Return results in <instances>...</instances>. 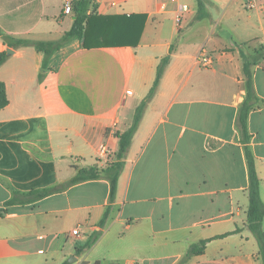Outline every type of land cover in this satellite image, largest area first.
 <instances>
[{
	"label": "crops",
	"instance_id": "1",
	"mask_svg": "<svg viewBox=\"0 0 264 264\" xmlns=\"http://www.w3.org/2000/svg\"><path fill=\"white\" fill-rule=\"evenodd\" d=\"M69 1L0 0V30L60 40L74 23L64 11ZM248 1L95 0L89 13L98 16H147L138 46L86 49L73 38L46 65L33 47L13 49L0 68L9 100L0 110V264H261L247 227L249 171L237 125L251 60L259 104L247 129L264 202V0H252V10ZM7 49L0 36V52ZM199 54L212 67L197 63ZM169 55L104 228L107 179L9 204L16 193L56 187L79 168L113 162L100 160L101 147L116 156L118 134L132 125ZM202 241L204 252L187 258Z\"/></svg>",
	"mask_w": 264,
	"mask_h": 264
},
{
	"label": "trees",
	"instance_id": "2",
	"mask_svg": "<svg viewBox=\"0 0 264 264\" xmlns=\"http://www.w3.org/2000/svg\"><path fill=\"white\" fill-rule=\"evenodd\" d=\"M96 8L97 5L95 0H74L72 3V13L76 19L74 20L72 28L57 41L18 39L3 34L1 30L0 36L8 48L18 50L23 47H33L38 51L43 52L45 54V65L56 51L73 38L79 39L82 42V46L86 49L94 47H136L140 44L147 22L146 15L133 14L130 16L114 15L104 17L96 15L94 11L89 13L91 9L96 10ZM200 9H203L202 2L200 3ZM9 58L10 56H8L6 51L0 52V68L9 60ZM170 58V55L165 57L159 65L155 84L147 97L137 107L130 128L124 133L118 134L120 147L113 162L109 163L104 168L98 166L79 168L76 170L74 177L56 187L31 192L26 195L16 193V197L9 204L19 201L17 196H21L23 198L21 203H24V199L29 196H34V199H41L83 182L107 179L110 183V202L104 217L100 222V227L104 228L113 209L119 177L125 165V160L131 147L133 137L138 130L146 107L157 93L164 70L169 63ZM251 65L252 64H248L245 67L248 97L239 112L237 125L241 133V142L245 146L244 148L249 171V209L247 213V227L254 234L259 244V258L261 264H264V202L261 199V181L256 170L255 157L250 147V135L247 129L248 116L251 111L257 109L256 105L259 104L252 83ZM8 104L9 100L7 98L5 85L0 83V110L5 108ZM239 231L240 229H237L235 232L237 233ZM97 239L98 235L91 238L84 248L77 249L75 253L76 256H81L90 250L96 243ZM206 245L207 241H202L201 243L192 246L187 254V258L203 253ZM63 264L69 263L65 262Z\"/></svg>",
	"mask_w": 264,
	"mask_h": 264
},
{
	"label": "built area",
	"instance_id": "3",
	"mask_svg": "<svg viewBox=\"0 0 264 264\" xmlns=\"http://www.w3.org/2000/svg\"><path fill=\"white\" fill-rule=\"evenodd\" d=\"M246 7L248 10H252L256 7V4L250 0L247 2ZM188 8L184 7L182 11H187ZM65 13L66 14H71L72 13V3L69 1L65 4ZM196 62L201 64L205 68H210L213 65V60L205 55L199 54L196 58ZM99 158L101 161H107L109 158H116V156L112 153V151L106 146L103 145L101 147L100 153H99ZM74 236H79L80 235V230L76 229L73 231Z\"/></svg>",
	"mask_w": 264,
	"mask_h": 264
},
{
	"label": "water",
	"instance_id": "4",
	"mask_svg": "<svg viewBox=\"0 0 264 264\" xmlns=\"http://www.w3.org/2000/svg\"><path fill=\"white\" fill-rule=\"evenodd\" d=\"M75 19H76V18L74 17V20H75ZM6 52H7L8 56H11V55L14 53V50L11 49V48H8V49L6 50ZM72 262H73V260L70 259V260H69V263H72Z\"/></svg>",
	"mask_w": 264,
	"mask_h": 264
},
{
	"label": "rangeland",
	"instance_id": "5",
	"mask_svg": "<svg viewBox=\"0 0 264 264\" xmlns=\"http://www.w3.org/2000/svg\"><path fill=\"white\" fill-rule=\"evenodd\" d=\"M250 61H251V60H248V63H247V64H249V65H250V63H251ZM87 252H88V251H87ZM69 260H70V258H69ZM69 260H68V261H69Z\"/></svg>",
	"mask_w": 264,
	"mask_h": 264
}]
</instances>
